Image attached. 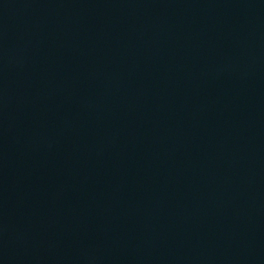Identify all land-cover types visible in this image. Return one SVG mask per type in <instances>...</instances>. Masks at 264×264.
Segmentation results:
<instances>
[{"label": "water", "instance_id": "obj_1", "mask_svg": "<svg viewBox=\"0 0 264 264\" xmlns=\"http://www.w3.org/2000/svg\"><path fill=\"white\" fill-rule=\"evenodd\" d=\"M0 264H264V0H0Z\"/></svg>", "mask_w": 264, "mask_h": 264}]
</instances>
